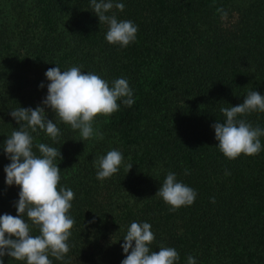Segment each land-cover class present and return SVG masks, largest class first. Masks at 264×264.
<instances>
[{
  "label": "trees",
  "instance_id": "obj_1",
  "mask_svg": "<svg viewBox=\"0 0 264 264\" xmlns=\"http://www.w3.org/2000/svg\"><path fill=\"white\" fill-rule=\"evenodd\" d=\"M112 2L124 10L107 15L138 26L124 48L106 41L109 26L99 22L91 0H0V215L17 214L20 190L5 183L11 161L3 145L19 128L11 110L43 106L47 69L83 66L110 84L126 78L135 103L118 101L119 111L96 118L102 140L81 141L79 130L47 107L62 133L58 142L31 133L37 155V143L60 150V186L75 194L70 251L62 261L49 255L53 264H121L133 221L150 223L151 249L174 247L177 264L188 256L196 264H264V136L258 155L230 160L212 127L226 119L221 108L243 103L249 91L264 95V0ZM238 118L264 128L262 112ZM112 149L123 164L100 181L95 161ZM169 172L197 192L191 206L171 212L155 195Z\"/></svg>",
  "mask_w": 264,
  "mask_h": 264
},
{
  "label": "clouds",
  "instance_id": "obj_2",
  "mask_svg": "<svg viewBox=\"0 0 264 264\" xmlns=\"http://www.w3.org/2000/svg\"><path fill=\"white\" fill-rule=\"evenodd\" d=\"M114 7L123 11L125 5L113 4L112 0H91V9L99 22L109 26L106 41L124 48L136 40L138 26L131 20L118 21L114 14L107 15ZM82 67L72 66L63 72L59 66L47 69L45 76L50 83L42 100L43 106L34 109L19 107L10 112L19 128H14L3 145L11 161L4 167L5 183L17 185L20 190L14 205L17 214L0 215V264H4L2 258L6 254L26 264H53L49 255L62 261L70 251L68 241L75 223L70 209L75 194L71 188L60 186L61 169L56 161L57 158L59 161L63 159L62 154L56 147L45 143L35 145L40 155L33 151L31 133L43 131L54 142H58L62 134L57 123L47 118L45 107L50 108L60 122L79 130L83 141L103 139V133L94 128V123L99 116L109 117L119 111L118 101L128 107L135 103L126 78L114 79L110 84L95 72H82ZM39 87L43 88V83ZM221 112L226 119L212 125L219 151L230 160L242 154L258 155L262 149L260 137L264 136V128L254 127L238 117L253 112L264 113V95L249 91L243 103L221 108ZM123 161V154L117 149L100 156L95 161L96 178L100 181L111 178L119 172ZM131 167L132 164L126 165L127 172ZM185 174H188L187 170ZM155 195L170 206L171 212H175L191 206L197 192L177 181L176 173L169 172ZM33 227L39 230L38 235H32ZM151 227L148 222L133 221L130 224L121 245L127 254L121 264H177L180 255L174 247L160 246L159 251L151 249L156 239ZM187 264H196L195 258L188 256Z\"/></svg>",
  "mask_w": 264,
  "mask_h": 264
}]
</instances>
